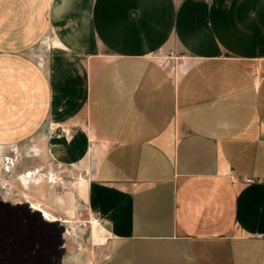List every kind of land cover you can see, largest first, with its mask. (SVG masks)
Here are the masks:
<instances>
[{
    "label": "crops",
    "instance_id": "1",
    "mask_svg": "<svg viewBox=\"0 0 264 264\" xmlns=\"http://www.w3.org/2000/svg\"><path fill=\"white\" fill-rule=\"evenodd\" d=\"M34 138L107 264H264V0H0V148Z\"/></svg>",
    "mask_w": 264,
    "mask_h": 264
},
{
    "label": "rangeland",
    "instance_id": "2",
    "mask_svg": "<svg viewBox=\"0 0 264 264\" xmlns=\"http://www.w3.org/2000/svg\"><path fill=\"white\" fill-rule=\"evenodd\" d=\"M153 57L175 76L184 69L185 59L175 47ZM36 140L0 148V264H107L115 243L87 210V189L78 187L80 179L88 180L87 169L61 168L44 160L36 170L22 171L29 159L24 158L25 149ZM7 155L18 159L11 173L4 171ZM29 171H39V180L26 187L17 177ZM47 172L54 173V181L47 180ZM31 204L40 205L56 221H43ZM2 208L17 209L5 215Z\"/></svg>",
    "mask_w": 264,
    "mask_h": 264
},
{
    "label": "built area",
    "instance_id": "3",
    "mask_svg": "<svg viewBox=\"0 0 264 264\" xmlns=\"http://www.w3.org/2000/svg\"><path fill=\"white\" fill-rule=\"evenodd\" d=\"M13 151H15V150L13 149ZM3 160H4V171H5V173H11V171L13 170V168L15 167V165L17 164V161H18L17 156H15V155H7V156H5L3 158ZM26 174H28V172ZM232 179H233V177H232ZM243 181L246 184H252V183L255 182L253 179H250V178L244 179ZM31 210H33V209H31ZM32 212H35V211L33 210ZM39 216L40 217L42 216L41 217L42 220L44 219L42 213H39Z\"/></svg>",
    "mask_w": 264,
    "mask_h": 264
},
{
    "label": "bare ground",
    "instance_id": "4",
    "mask_svg": "<svg viewBox=\"0 0 264 264\" xmlns=\"http://www.w3.org/2000/svg\"><path fill=\"white\" fill-rule=\"evenodd\" d=\"M25 176H27L29 179L30 178H33L35 175L31 174V173H28L26 174ZM53 179V176L50 175V180ZM27 180V179H26ZM29 181V180H27ZM7 189V188H6ZM35 212H39V213H42L43 214V220L44 221H48V222H55L56 220L54 219V217L50 214V213H47L45 210H43L40 205L38 206L37 204H31V207ZM48 211V210H47ZM72 226V225H71Z\"/></svg>",
    "mask_w": 264,
    "mask_h": 264
},
{
    "label": "flooded vegetation",
    "instance_id": "5",
    "mask_svg": "<svg viewBox=\"0 0 264 264\" xmlns=\"http://www.w3.org/2000/svg\"><path fill=\"white\" fill-rule=\"evenodd\" d=\"M16 209L17 208H2V211H3V213L5 214V215H8V214H10V212H11V214H14V212H16Z\"/></svg>",
    "mask_w": 264,
    "mask_h": 264
}]
</instances>
